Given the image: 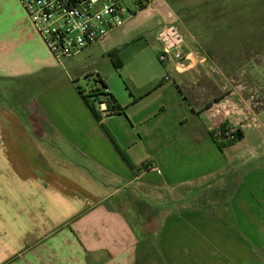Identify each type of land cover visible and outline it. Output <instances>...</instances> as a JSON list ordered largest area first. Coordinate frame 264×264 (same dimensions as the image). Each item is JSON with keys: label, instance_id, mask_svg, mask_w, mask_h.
Masks as SVG:
<instances>
[{"label": "crops", "instance_id": "obj_1", "mask_svg": "<svg viewBox=\"0 0 264 264\" xmlns=\"http://www.w3.org/2000/svg\"><path fill=\"white\" fill-rule=\"evenodd\" d=\"M150 1L70 61L56 60L19 6L13 20L0 19V264H264V110L217 98L203 81L224 76L210 55H225L240 0ZM172 22L187 60H161L158 44L162 68L141 75L126 70L141 55H118L121 102L93 73L123 114L103 118L94 103L95 116L68 65L95 49L158 43ZM224 125L244 138L221 149ZM136 190L140 202L171 209L148 216L131 207ZM148 219L157 227L141 249L137 225Z\"/></svg>", "mask_w": 264, "mask_h": 264}, {"label": "rangeland", "instance_id": "obj_2", "mask_svg": "<svg viewBox=\"0 0 264 264\" xmlns=\"http://www.w3.org/2000/svg\"><path fill=\"white\" fill-rule=\"evenodd\" d=\"M1 2L4 7H0V12L4 11V13H0V19H4V16H6L5 19L9 17V19L13 20L14 17L11 16L19 13L21 8L30 20L29 14L19 0H1ZM239 5L241 7V12L231 18L236 19L231 21V23H234V26L236 25L235 28L232 29V32L235 33L231 34L227 38L228 42L224 44L225 55H210L214 61V70L217 71L216 73H219V69L222 68L221 71L224 76L216 74L217 76L214 77L213 80L209 79V81H203L204 84H208L210 88H214L213 90L215 92L213 91V94H216L215 96H217V98L228 96L226 100L229 99L240 104L247 102L255 111H260L264 108V0H240ZM147 43L148 42L144 43L141 40L132 41L109 53H103L100 52L99 49H95L93 50L95 55L86 57L85 60L78 61V66L69 64L68 67L72 70L70 71L73 73V77H75L76 87L79 88L81 92H85V96L90 95V90L92 88L97 86L101 88L102 84L100 82V77L97 76V73H93L94 71L100 70L104 73L103 78L108 82L112 92H114V95L116 94L115 96L120 98L119 101L121 102L123 100L122 98H126V94L128 95L126 90L128 85L123 75V73L126 74L125 70L117 69L122 66L123 61L120 59L121 64L117 61L114 62L116 65L112 63L109 64L108 56L103 58L99 55H141L140 60L136 64L131 63L127 65L126 70H131L133 73L139 70L141 75H143L146 72L156 70L160 67L162 68V64L157 56L158 43L155 41L150 42L148 45ZM89 48L84 51H87ZM69 59L70 58H68V61L71 60ZM83 73L85 74L81 76ZM76 76L79 77V80H77ZM216 87L219 88V91H216ZM90 100L93 101L92 98ZM228 110L233 109L228 108ZM259 118L260 129H258V131H264V113H261ZM225 127L224 130L221 129L219 131L217 137L220 140L229 141L224 133L232 127L227 125ZM124 131L126 130H123V132ZM136 191L139 192V190ZM102 192L112 193L113 189H102ZM121 195H127V193ZM128 195H131L133 200H135L127 204H131V207L135 209L144 210L148 216L153 215L158 208L155 204L150 205V203L145 204L140 202V197H142L140 192L136 194L129 192ZM147 195H149L148 199L152 198L153 200L156 196L155 193H147ZM173 196L176 199L178 192H174ZM114 200L115 199H111L109 202L110 205H113ZM199 204L201 206H198L197 209L208 216H213L215 209L212 211L210 207H205L203 203L199 202ZM214 206L215 205H213V208ZM115 207L122 211H126L124 204L121 205L117 203ZM170 207L171 205L166 204L164 207L158 208V210L166 212L171 209ZM127 215L129 216L130 213H127ZM156 227L157 225H154V222L152 223L150 219L144 221L142 227L137 225V230H139L138 232H140L142 236L141 249L144 244L151 242V237Z\"/></svg>", "mask_w": 264, "mask_h": 264}, {"label": "built area", "instance_id": "obj_3", "mask_svg": "<svg viewBox=\"0 0 264 264\" xmlns=\"http://www.w3.org/2000/svg\"><path fill=\"white\" fill-rule=\"evenodd\" d=\"M30 21L56 60L76 56L85 49L105 41L111 33L123 27L133 16L142 12L150 0H19ZM156 40L163 61L184 63L187 60V40L177 23L160 26ZM169 80V77H166ZM99 95H98V94ZM109 89L90 90L103 118L120 115L107 97ZM98 95V96H97ZM237 130L228 129L229 140Z\"/></svg>", "mask_w": 264, "mask_h": 264}, {"label": "trees", "instance_id": "obj_4", "mask_svg": "<svg viewBox=\"0 0 264 264\" xmlns=\"http://www.w3.org/2000/svg\"><path fill=\"white\" fill-rule=\"evenodd\" d=\"M111 56V58H112V60H113V62H119L120 64H121V61H120V58H119V56L118 55H110ZM115 64V63H114ZM116 65V64H115ZM101 82V84H102V88L103 89H108V87H107V85H105L102 81H100ZM80 91V90H79ZM80 93L83 95V97H84V99L86 100V102H87V104H88V106L92 109V111H93V113L95 114V116H97L98 117V113L95 111V105H94V103H95V101H91L90 99H91V96H87V97H85L84 96V94L80 91ZM98 94V93H97ZM99 95V94H98ZM97 95V96H98ZM107 97H108V99H109V101L111 102V103H113V105L119 110V112H120V114H123V109L121 108V107H119L118 105H117V103L115 102V100H114V98H113V96L111 95V93H109L108 95H107ZM262 110H264V108L262 109ZM261 111V110H260ZM226 127H225V125L222 127V129L224 130ZM244 138V133L242 132V130H237V133H236V138L234 139V140H222V142L219 144V147L222 149L223 147H226V146H229V145H231V144H234L235 142H237V141H239V140H242ZM216 140H218L217 138H216Z\"/></svg>", "mask_w": 264, "mask_h": 264}]
</instances>
